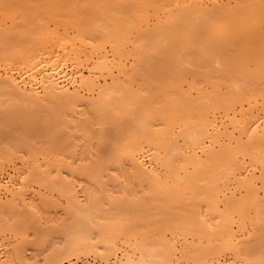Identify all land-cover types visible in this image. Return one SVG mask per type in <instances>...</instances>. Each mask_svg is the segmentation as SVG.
I'll list each match as a JSON object with an SVG mask.
<instances>
[{"label": "bare ground", "instance_id": "obj_1", "mask_svg": "<svg viewBox=\"0 0 264 264\" xmlns=\"http://www.w3.org/2000/svg\"><path fill=\"white\" fill-rule=\"evenodd\" d=\"M0 264H264V0H0Z\"/></svg>", "mask_w": 264, "mask_h": 264}]
</instances>
